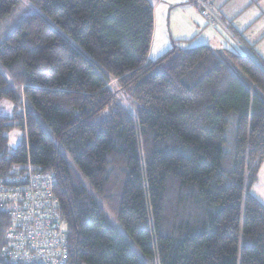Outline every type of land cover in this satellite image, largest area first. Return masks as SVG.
<instances>
[{
  "label": "trees",
  "instance_id": "obj_1",
  "mask_svg": "<svg viewBox=\"0 0 264 264\" xmlns=\"http://www.w3.org/2000/svg\"><path fill=\"white\" fill-rule=\"evenodd\" d=\"M22 1L0 0V25ZM25 1L38 12L0 35L12 111L0 114V185L22 186L29 165L52 176L67 264H145L106 209L152 264H264V204L251 193L263 61L177 45L152 61L151 0ZM11 221L0 206V264H17L2 255Z\"/></svg>",
  "mask_w": 264,
  "mask_h": 264
},
{
  "label": "built area",
  "instance_id": "obj_2",
  "mask_svg": "<svg viewBox=\"0 0 264 264\" xmlns=\"http://www.w3.org/2000/svg\"><path fill=\"white\" fill-rule=\"evenodd\" d=\"M196 1L205 13H212L211 0ZM16 182L23 185H0V206L12 220L3 257L17 264H67L68 226L53 194L52 176L29 165Z\"/></svg>",
  "mask_w": 264,
  "mask_h": 264
},
{
  "label": "crops",
  "instance_id": "obj_3",
  "mask_svg": "<svg viewBox=\"0 0 264 264\" xmlns=\"http://www.w3.org/2000/svg\"><path fill=\"white\" fill-rule=\"evenodd\" d=\"M158 2L159 6L166 4L164 6L168 10L179 7L180 12L176 15L171 32L173 45L185 44L189 47L194 45L191 48L209 46L215 50L247 53L264 63V0H211L210 14L205 13L192 0H159ZM173 12L175 11L169 10V23ZM238 37L251 47L254 55ZM179 47L184 48L182 45ZM261 175H264V163L258 181ZM256 184L258 186V183ZM252 193L264 204L254 192Z\"/></svg>",
  "mask_w": 264,
  "mask_h": 264
},
{
  "label": "rangeland",
  "instance_id": "obj_4",
  "mask_svg": "<svg viewBox=\"0 0 264 264\" xmlns=\"http://www.w3.org/2000/svg\"><path fill=\"white\" fill-rule=\"evenodd\" d=\"M159 0H151L153 5L155 6V12H154V19H155V27H154V34H153V41H152V49L150 52V59L152 61H156L159 59L165 52L168 51V49H173L174 45L172 44L171 40V32L174 28V21L176 20V15L180 12L178 11V8H170L169 10L175 11L172 13V17H170V23H169V10L165 8L162 4L158 2ZM35 12H38L36 8L33 6H30L29 3L25 0H23L18 9L13 14V17L9 18V20L5 21L3 24L0 25V35L7 34V32L11 29H13L23 17L33 14ZM209 12V11H208ZM183 13V12H182ZM210 14V13H209ZM179 46L182 45L185 49L191 48L192 46H186L185 44H178ZM199 46V45H197ZM1 67V65H0ZM11 106V103L8 101H3L0 104V114L1 115H12V111L9 109ZM39 120L44 128V130L47 132V134L56 142V138L54 133L52 132L51 128L43 121L41 117H39ZM24 136V132L20 130H15L12 133L9 134L10 139V147L11 149H15L21 142ZM67 160L70 163V165L75 169L78 170L76 167L73 159L69 156H67ZM81 174V173H80ZM82 179L87 185L88 189L93 193V195L97 198V200L100 202L102 207L106 209L103 202L98 198L90 186L88 180L83 176ZM262 177L260 180L253 186L251 193L254 192L255 195L258 196L263 202H264V175H261ZM107 214L109 218L111 219L112 223L114 224V227L120 235L124 236L127 241L129 242L130 246L133 248V250L137 253L138 257L143 260L145 264H152L151 261L144 258L140 250L138 249L137 245L133 241V239L125 232V230L122 228V226L118 223L115 215L107 210Z\"/></svg>",
  "mask_w": 264,
  "mask_h": 264
},
{
  "label": "water",
  "instance_id": "obj_5",
  "mask_svg": "<svg viewBox=\"0 0 264 264\" xmlns=\"http://www.w3.org/2000/svg\"><path fill=\"white\" fill-rule=\"evenodd\" d=\"M250 55V54H249Z\"/></svg>",
  "mask_w": 264,
  "mask_h": 264
}]
</instances>
